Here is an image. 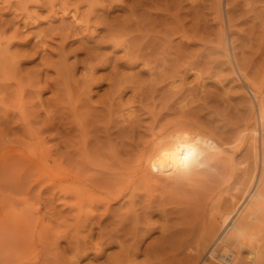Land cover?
<instances>
[{
	"label": "rangeland",
	"instance_id": "obj_1",
	"mask_svg": "<svg viewBox=\"0 0 264 264\" xmlns=\"http://www.w3.org/2000/svg\"><path fill=\"white\" fill-rule=\"evenodd\" d=\"M260 97L264 0H0V264H196L204 223L255 183L243 139ZM166 122L204 127L226 155L166 153L107 208L95 196L131 181ZM261 215L248 229L264 254Z\"/></svg>",
	"mask_w": 264,
	"mask_h": 264
},
{
	"label": "bare ground",
	"instance_id": "obj_2",
	"mask_svg": "<svg viewBox=\"0 0 264 264\" xmlns=\"http://www.w3.org/2000/svg\"><path fill=\"white\" fill-rule=\"evenodd\" d=\"M219 2L222 3V0H219ZM219 10H220V8H219ZM219 14H220V12H219ZM220 17H221V15H219V18ZM249 83L247 85H249V87H253V85L251 83L250 84ZM257 90H258V88L255 89L256 92H257ZM258 95H260V94H258ZM257 101H259V100H257ZM256 109H257L258 117H259V120H260L259 121L260 122V126H259L258 129L257 128H252L251 130H250V127H249V131L247 130L248 133H246V135H244V139L243 140H245L246 137H248L249 139L253 140V142H252L253 148L252 149L255 150V151H253V152H255L254 153L255 154L254 157L257 158L256 160H259V171L257 172L258 176L257 175H256L257 177L255 176V180H254L255 183H253V186L251 187V189L249 190L248 187L246 188L249 191L245 195L243 200L239 203V205L237 206V208L235 210H233L232 206L237 201L236 202L232 201V203L230 202L231 203V207L226 208L227 206L225 205L226 209H224L225 211H223V213H221L222 211H215V212L213 211V213L210 215L211 217L209 218V220H207L204 223L203 230H202V235L200 237V242H199V245L197 247L198 250L195 249V251H196V253L198 252L197 255H200V253L204 252V251H205V253H204V255L201 257V259L196 264H203L205 262V258H207L208 256H212V253H213V256H215L214 254H219L221 259L224 261L223 264H239L240 259L243 260V258H241L240 253L244 249L247 250L246 258L248 259L250 264H260V260L262 258H264V256H262L264 254H262L261 253L262 250H260L261 247L259 248V246H255L253 244V241L257 242V239H258V237L257 238L255 237V235H256L255 231H254L255 235H253L254 234L253 231H250L248 229V227L250 226L251 228H254L255 230H258V231L260 230L261 231V228H257V226L255 225V222H253L254 224H252V223L250 224L249 220L251 218H254V217L256 219H259V218H257L255 216V213L257 211H261V214L264 213V212H262V211H264V206H262V201H260L261 199L260 200L258 199V198H264V192L258 191V190H261L260 189L261 186H259L260 180L264 181V98H261L260 103H258V102L256 103ZM173 120L175 121V119H173ZM177 121H179V120L177 119L176 122ZM171 122H173V121L171 120ZM171 122H170V124H171ZM176 122H175V124H176ZM184 122H186V121H184ZM166 124H167V122L162 124L163 126L160 125L159 126L160 128H158V129H155L154 126H153V129H155V131H153V129H152V133H151V131L148 130L151 133L152 136L151 135L150 136L152 138L150 137L151 138L150 142L148 140L149 144L145 143L146 145H144V147L141 148L139 150V152L136 151V152H138V156H137L138 158L135 161V164L133 165L131 172L129 173V175L132 177L130 179L131 181H128V182L126 181V183H128V184L124 185L123 188L121 187L120 188L121 190L118 189L119 187H117V189H118L117 191L118 192L116 191V189H114L112 191V193L115 192V191L116 192L111 194L110 196H108L109 194L106 193V192L104 193L106 195L97 194L95 196V197H98L97 199H99V201L106 202L107 208H109V204H110L109 201H114L117 197H120V196L122 197V194L125 191H129L130 199H132L133 196L136 195V194L134 195V193H136V192H133V190H135V189H133V187H132V185L134 186V184H133L134 180L133 179L135 177H137L136 180H138V179H141V181L145 180V181H143V183L148 182V183H146V185H148L150 180H151V177L157 175L156 169L153 168V166L151 165L152 164V160L162 159L163 156L166 155V153L172 154V156L174 157L175 161L177 160V162L180 164L181 167L189 165V163L192 162V161L196 162V160H195L196 159V154L199 151L207 152L208 155L207 154L206 155L208 157V160H211V162L213 164H214L213 161H215L218 156L220 158L218 157L219 159H217V160H220L223 157V155H226V154H223L225 152L224 151V147H223L225 144H223L216 137L210 135L209 131H207L204 127H203L204 128L203 129L202 127H200V128L192 127V126L190 127V125L180 126L181 124H177V125H174V127L171 126L172 127L171 128L170 125L168 126ZM184 124H186V123H184ZM244 129H246V128H243V130H241L243 134L245 133ZM248 145H250V144H248ZM249 148H250V146H249ZM247 150L245 152H247ZM229 157H230V154H229ZM212 159H214V160L212 161ZM217 162H219V161H217ZM4 163H6V162H4ZM209 163H210V161H209ZM212 163H210V164H212ZM125 165H126V163H125ZM4 166H3L2 169H4ZM124 167L126 168V166H124ZM125 168H123V169H125ZM126 172H127V170H126ZM228 172H229V170H228ZM121 174H122V176L123 175L125 176L126 173L125 174L121 173ZM250 174H251V172H250ZM252 177H251V180H252ZM224 178H226V177H224ZM120 179H121V177H120ZM118 181H119V178H118ZM224 181H222V182H224ZM138 182H140V181H137V184H139ZM240 183H242V182H240ZM262 183H264V182H262ZM151 184H152V182H151ZM242 184L245 185L244 182ZM118 186H121V185H118ZM258 186H259V188L257 189ZM146 187L148 188V186H146ZM154 187H155V185H154ZM242 187L245 188L244 186H242ZM262 189H264V188H262ZM139 192L140 191H138V193ZM207 195H209V194L207 193ZM222 195H223V193H222ZM226 195H227V193H226ZM256 195L258 196V198L257 199L253 198V196L255 197ZM233 196H237V195H235V193H234ZM233 196H231V197H233ZM91 197H94V196L91 195ZM91 197H90V199H91ZM218 198L220 199V197H218ZM97 199L95 201H98ZM226 199L228 200V196H227ZM231 200H233V199H231ZM148 202H147V206L149 204ZM223 202H224V200H223ZM237 204H238V202H237ZM145 207H146V205H145ZM149 207H151V206H149ZM146 208L144 210H146ZM161 208H163V210H164V207H161ZM161 208H160V210H161ZM130 209H132V208H130ZM132 210H134V209H132ZM144 214H146V213H144ZM164 214H165V212H164ZM161 216H163V215H161ZM258 216L260 217L259 213H258ZM262 217H264V216H262ZM161 218H163V217H161ZM251 220L254 221V219H251ZM251 220H250V222H252ZM262 220H264V219H262ZM167 222L165 221V223H167ZM10 226H12L11 223L7 222L4 225V228L10 227ZM17 227H16V229L19 230V224L17 225ZM161 227H163V226H161ZM167 227H168V225H167ZM261 227H264V223H262ZM262 232H264V231H262ZM257 235H259V234H257ZM262 235H264V233H262ZM262 235H260V236H262ZM197 242H198V240H197ZM234 242H237L239 244V246L236 247ZM262 243H264V242H262ZM260 246H262V244ZM232 247H234V249ZM193 255H196V254H193ZM192 259H194V257ZM132 264H133V262H132ZM208 264H212V262H209Z\"/></svg>",
	"mask_w": 264,
	"mask_h": 264
}]
</instances>
